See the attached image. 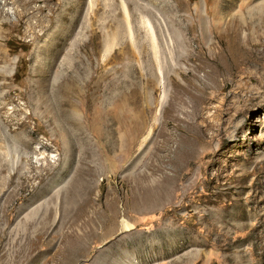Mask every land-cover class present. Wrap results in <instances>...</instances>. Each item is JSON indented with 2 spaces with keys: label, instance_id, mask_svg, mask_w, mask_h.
<instances>
[{
  "label": "rangeland",
  "instance_id": "1",
  "mask_svg": "<svg viewBox=\"0 0 264 264\" xmlns=\"http://www.w3.org/2000/svg\"><path fill=\"white\" fill-rule=\"evenodd\" d=\"M16 1L0 0L8 14L0 28V264H233L243 255L244 264H261L260 228L243 223L250 199L264 195V54L242 57L237 70L229 54L204 47L195 70L182 50L202 41L182 29L172 33L170 46L157 18L162 88L141 7L133 8L136 45L125 36L107 53L110 39L101 23H90L93 30L81 38L54 37L65 0L35 3L45 17L36 27L37 20L17 16ZM187 1L192 13L206 14L220 0ZM185 10L175 6L177 15ZM180 37L187 43L179 44ZM89 75L102 77L94 111L87 116L70 102L61 109L66 90ZM248 87L258 88L262 103L235 119L236 135L231 126L230 138L216 136L207 147L209 156L199 144L198 158H185L198 129L186 122H194L200 99H212L198 121L205 127L230 90L246 94ZM109 127L118 142L116 160L103 149ZM196 177L199 183L185 195ZM205 209L217 216L215 230L203 223ZM124 217L131 230L123 228ZM222 218L230 224L221 225Z\"/></svg>",
  "mask_w": 264,
  "mask_h": 264
},
{
  "label": "bare ground",
  "instance_id": "2",
  "mask_svg": "<svg viewBox=\"0 0 264 264\" xmlns=\"http://www.w3.org/2000/svg\"><path fill=\"white\" fill-rule=\"evenodd\" d=\"M39 1L40 0H17L16 3L18 4L19 7V9L16 11L17 16L21 19L28 18V19L37 20V22L34 24V27H36L37 24L43 21L45 18L44 16H39L40 14L43 13L44 7L36 6V5L34 6V4L38 3ZM65 1L67 3L66 6L68 7L66 10L62 11L61 14L59 15L58 22L60 25L59 27H56L55 30H53L52 34L54 35V37L63 40L70 38L72 36L81 38L86 36L90 31L93 30L92 24L90 23H101L103 36L106 39H110L107 42L106 45L107 47L105 49L107 53L113 49V47L115 46V42L119 40L122 41L125 36H128L133 46L136 45L133 22L135 21V18L138 17L139 15L136 16V13L134 12L133 8L141 7L144 11L140 15V21H142L141 26L145 27L149 35V40L151 42L154 58L156 59L155 62L159 68V73L161 76L160 85L162 88L166 87V81L163 72L164 63L162 64L160 59L161 57L160 44L156 29V24L158 22L157 20L159 18H160L159 26L160 27L163 26L164 31H166V33L168 34L166 35L169 38L170 46L173 45V41H174L172 33L176 31H181L182 29L188 31V34L189 32L193 34V37H195L194 39L198 38L200 41H202L203 43L202 45L198 44L197 47H194L192 49L188 48L182 50V54H183L182 56L185 61L196 63L197 60L201 59V55L203 54L204 47H206V49H208L209 54H216V55L229 54L231 62L234 63L235 68L239 70L242 68V62H243L241 60L242 57L244 56L251 57L253 55L264 54V0H220L219 6L216 10H213L211 12L208 10L210 14L208 12L206 14L199 13V11H197L196 14L192 13V10L190 9L191 6L189 5V2L187 0H65ZM173 3L176 4L175 6L185 8L187 14L177 15ZM1 6L2 4L0 2V28L1 26L4 25L3 18L8 15ZM85 9H86V14H85ZM164 11L171 12V14L173 15L175 13V15L166 16V14H163ZM106 22L111 24L110 27L105 25L107 24ZM196 27L199 30L198 35L193 33ZM48 28L49 26H46L41 30H45ZM179 39H180L179 44H184V42L187 43L185 37L184 38L180 37ZM143 46L146 48L145 42H143ZM128 48H131L129 44H128ZM72 61L75 60L73 59ZM201 65L202 64L196 63L195 65H191V67L197 70L198 68L201 67ZM84 69L86 72L89 70L86 67ZM89 72L91 73V71ZM182 72H185L184 68ZM94 75L92 76L89 75L90 76V77L88 76L89 80L88 79L86 80V78L83 77L84 78L83 83L86 87L85 92H81L82 84H83L81 82L82 79L80 78H76V80L74 79L75 82L69 89L66 90L65 97L59 100L61 109L66 108L70 102V104L75 106L76 110L78 109L80 110L82 107H84L85 114L87 115L88 113L89 115L90 111L96 108V103L101 96L102 77L101 76L96 77ZM189 85L190 84L184 86V90L187 92H189V88H188ZM225 87L228 86L225 85ZM248 89L249 92H247V89H245L246 94L245 93L244 94L246 96L243 94L244 90L242 91L230 90L224 97V101H223L224 103H222L221 106H218V109L216 110L214 115V120H211L209 118L210 121L208 122L207 120L205 127L201 126L198 123V121L200 118L204 117L205 110L209 108L208 107L210 103L209 101L212 99L204 98L202 100L200 99V97L196 95L194 96L196 99H200L202 101V104L203 102H207V101L208 102L205 103L206 104L205 106H202L201 104V106L199 105V107L198 106L196 107V110H194L196 113L194 122L192 123L186 122L187 125L197 126L198 129L196 134L190 137L191 149H189L188 152H185V158L193 159L194 157H196L195 159H197L198 156L200 155L198 154L199 144L204 145V147H202L203 151L202 152L199 151V152L203 156H209L211 150L209 151L207 147H210L212 145L216 136L217 137L220 136V138L223 141L226 140V138H230L228 137L229 136L228 132L231 126H233L232 127L233 134L236 135L240 126L234 123L235 119L241 113L248 112L253 107L257 105H261L262 103L261 100L262 97L261 94L259 93L260 91L258 92V88L251 87L250 89L248 87ZM114 95L110 98L111 101H113L112 98H115ZM99 115L102 114L100 113ZM90 116H92V114ZM111 120H114V118L112 117ZM113 122H115V120ZM143 130L144 129L141 128V132ZM105 135L107 140L105 141L104 145L102 143L103 149L105 152L111 154L112 159L116 160L118 154V142L116 141L117 138H115V130H113V127L112 128L109 127V130L107 133H105ZM135 146H136V140L135 139L131 140L128 146V150L130 151V154L133 153ZM262 161H264V159ZM201 168L206 173V165L202 166ZM261 170H262L261 172L264 175V166L261 168ZM196 183H199V177L192 179L189 182V184L183 189L185 195L189 193V191L193 188L194 184ZM260 185L264 188V182H261ZM86 187L85 190L87 191L88 189H86ZM89 204H90V199H86L85 206ZM253 205H255V207ZM248 207H249L248 210L249 215L244 220L245 222L243 223V226L245 227L256 226L257 229L260 228V230L258 229L259 230L258 236L260 240L257 244V248L259 250L258 255L259 258L261 259V264H263L264 263V195L260 197L259 196L252 197L248 203ZM205 212L206 213L203 217L205 222L203 223L207 225L208 229L215 230L216 227L219 225V222L217 221V216H215L214 213H212L211 211L206 210ZM224 218H222V220L220 221L221 225L227 226L228 224H230V221L226 220L227 218L226 219ZM253 219L256 220L255 224L252 223ZM237 221L238 222L236 227L239 226L238 223H240L239 220ZM122 226L125 230H131L133 228V225L129 222V220L126 217H124L122 220ZM233 228L236 229L234 226ZM234 233L236 232L234 231ZM250 241H254V240H250ZM200 245L203 246V243H200L199 246ZM250 249L252 248L250 247ZM244 256L245 255H243L241 258H236V257L232 258L233 264L246 263V261L243 260ZM225 263L226 262H224V264Z\"/></svg>",
  "mask_w": 264,
  "mask_h": 264
}]
</instances>
